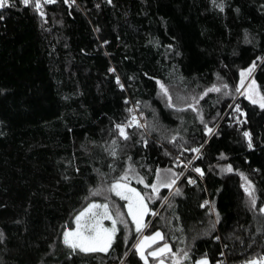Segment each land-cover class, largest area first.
Instances as JSON below:
<instances>
[{
    "label": "trees",
    "instance_id": "16d2710c",
    "mask_svg": "<svg viewBox=\"0 0 264 264\" xmlns=\"http://www.w3.org/2000/svg\"><path fill=\"white\" fill-rule=\"evenodd\" d=\"M215 2L223 11L213 0H42L44 16L34 0L27 6L11 0L0 9V264H144L132 249L137 233L131 219L127 242L120 224L107 253L57 248L62 229L72 227L89 202L88 190L119 178L128 157L147 183L157 168L184 172L174 186L180 195L161 188L148 202L156 215L148 214L145 232L160 229L164 236L149 249L168 242L181 264L204 256L217 264L221 253L226 262L220 264L264 257V109L234 91L240 71L255 61L251 79L264 92V59H256L264 58V0ZM156 80L166 83L176 103L226 82L235 99L209 93L200 100L205 122L219 135L206 133L191 110L168 108ZM136 101L147 128H128L130 139L118 138L113 157L105 151L117 135L113 125L129 119L127 109ZM234 103L244 109L242 123L230 115ZM176 131L177 142L165 139ZM244 131L251 133L252 148ZM141 133L147 147L137 143ZM199 144L203 154L196 159L181 147ZM177 156L191 165L173 163ZM228 164L233 171L222 172ZM240 173L254 185L255 208ZM164 256L172 261L170 253Z\"/></svg>",
    "mask_w": 264,
    "mask_h": 264
},
{
    "label": "snow or ice",
    "instance_id": "6c2138e0",
    "mask_svg": "<svg viewBox=\"0 0 264 264\" xmlns=\"http://www.w3.org/2000/svg\"><path fill=\"white\" fill-rule=\"evenodd\" d=\"M24 5H28L30 0H21ZM45 3H54L55 0H43ZM75 0H64V3H74ZM112 0H108V3H111ZM214 6L218 7L221 11L224 9V4L221 2L216 4L215 0H213ZM12 6L11 0H0V9H4L5 7ZM35 9L39 12L41 16H44L45 13L42 9V0H34ZM237 11H239L237 9ZM0 19H3V16L0 15ZM98 31V29H97ZM245 42L250 43L248 40L247 34H245ZM106 43V41H105ZM168 48H172V45H168ZM176 55H180L179 52H176ZM257 60L264 59L262 57H257ZM256 67L255 61L249 65L248 68L242 69L240 71V81L239 84L235 86V94L244 97L247 99L252 105H258L260 109H264V92H261L259 87L256 84L255 79H250L247 84H245L246 76L249 75ZM109 71H115V69H109ZM147 75V74H145ZM218 75V74H217ZM116 83L120 88H123L124 85L120 83L119 77H116ZM156 84L159 86V95L165 98V103L168 108L175 110L176 112H182L185 110H191L194 113L195 118L200 121L201 124L204 125V131L209 135L215 134L219 135V132L216 130V127H209L208 123L205 122L203 109L200 106V100L207 96L209 93H222L224 96H235L233 95V90L230 89L229 85L222 80L219 82H214L210 86H206L203 91L198 94H188L185 96H179L178 99L180 103H176L173 100V96L170 92L169 87L162 80H156ZM127 103V100L125 101ZM140 101H136L135 107L138 108ZM228 108L231 110L230 115L234 122L242 123L241 117L244 115V109L241 107L240 103H234L228 105ZM127 111L131 114L129 119L126 121L118 122L113 125L114 129L117 132V135L112 136L111 143L108 147L105 148V151L109 153V155L115 157L117 155V149L119 147L118 138H122L124 141L130 139L129 132L126 131L128 128H139L146 129L147 122L142 123L135 114L133 108H128ZM140 115H143V112H140ZM219 114H217L218 116ZM182 119V117H181ZM214 120L216 117L213 118ZM141 139L137 141V143H142L145 147L148 146V141L144 137V133H141ZM244 137L248 139V148L253 147L251 133L249 131L243 132ZM180 136L178 131L170 134L165 137L170 142H177V138ZM207 143V140H205ZM184 152H191L196 155L192 157V159H196L201 156L203 153L201 149L204 147V144H199L196 147H183ZM168 154V153H166ZM182 155V154H181ZM224 154L221 153V156ZM129 164L123 170V174L115 179L111 184L108 185L107 189L101 187L90 188L88 190V195L84 197L86 201H89L86 206H83L79 211H77L74 215V227H65L62 229V239L63 244L67 246L70 252H76L77 250L81 252H105L107 253L110 248L113 247L114 243H116L117 232L120 229L117 227L118 224H123L125 228V240L127 242V229L129 225V221L125 218L126 216L131 217V223L135 226V231L137 233V239L134 244H132V249L135 250V254L139 255L140 260L144 262V264H149L148 257H159L158 264H165L162 254L168 252L171 254V259L173 264H181V257L177 256L175 252H172L169 248L167 242L163 244V246H158L153 251H148L145 253V249L149 248L150 245L155 244L157 240H164V236L160 230L154 231L151 235H143L142 230L147 227L144 223V218L150 212L152 215H156L154 211H152L148 207V202L154 198H158L160 196V189L167 188L173 190L172 194L180 195V188L174 187L176 185L177 180L180 179L181 176L184 175L183 171H175L173 168H165L161 170L157 168L155 170V178L152 183H147L143 176H140L134 169L133 164L130 162L131 157H128ZM179 163L187 167L191 165L192 160H182L180 156H177L173 163ZM195 172L199 173L200 176H203L204 173L200 167H195L193 169ZM221 171L232 172L233 168L230 164L224 166ZM129 176L136 179L139 184H143L145 189H150V192L143 193L142 191L137 190L135 187L130 186ZM242 179L247 181V186H244V192L248 195V205L251 208L256 207V197L254 194V185L250 180H247V177L244 176V173H240ZM187 182L189 184H195L196 180L191 177H187ZM107 191L109 193H115L117 197L121 200L125 201L127 213L125 214L120 210L119 206H110V201L108 197H105L104 202H99L95 199L89 200V197L100 196ZM164 200H168V197H163ZM204 205L209 204V201L205 200L203 202ZM203 206V205H201ZM260 213H264V206L259 208ZM220 219V215L216 213V221L218 222ZM110 221V225H105L104 221ZM212 227H215V223L212 224ZM207 234V233H205ZM4 233L0 231V242L4 240ZM215 239H220L219 236L214 237ZM195 239V237L193 238ZM118 247L119 244H116ZM128 252L124 253V256L127 257ZM223 255V253H221ZM182 257L187 259L189 257V252L184 250L182 252ZM195 264H209V261L206 256L195 261ZM217 264H220L217 261ZM244 264H264V257L262 258H253L250 260H246Z\"/></svg>",
    "mask_w": 264,
    "mask_h": 264
},
{
    "label": "rangeland",
    "instance_id": "374dc122",
    "mask_svg": "<svg viewBox=\"0 0 264 264\" xmlns=\"http://www.w3.org/2000/svg\"><path fill=\"white\" fill-rule=\"evenodd\" d=\"M253 73H254V69H253V71L251 72L250 75H249L248 73L245 74V76H246L245 84H247L248 81L252 78ZM146 119H147V116H146ZM126 131H127V130H126ZM121 139H122V138H121ZM114 180H115V179H114ZM114 180L110 181L109 183H104V184H102V185H103V188H104V189H107L108 185L111 184ZM135 180H136V179H134V178H132L131 176H129L130 186H131V187H135V188H137V187L132 183V182L135 181ZM247 180H249V179L247 178ZM245 186H247V181H246V180H245ZM137 190H139V188H137ZM139 191H140V190H139ZM103 195H104V197H108V199L110 200V206H113V205H115V206H119V207H120V210H121L122 212H124L125 214L127 213V208H126V206H125L126 202L123 201V200H122V202H120V198L117 197V196L115 195V193H109V192H107V191H104ZM148 207H149V203H148ZM149 208H150V207H149ZM147 216H148V215H147ZM147 216H145V218H144V223L147 224V226H148L151 220H149L148 223H146ZM125 218H126L128 221L131 219L130 216H126ZM104 223H105V225L107 226V225H110L111 222L105 220ZM74 226H75V224H74V219H73V225H72V227H74ZM117 227L120 229V224H118ZM133 227H134V229H135L134 224H133ZM145 228H146V227H145ZM145 228L142 230L143 235H145V236H147V235H151V234H152L154 231H156V230H160V229H156V230H151V231H149V232H145ZM160 231H161V230H160ZM118 232H119V231H118ZM118 232H117V234H118ZM144 232H145V233H144ZM161 233H162V231H161ZM164 243H165V242H163V243H161V244H159V245H157V246H155V247H153V248H150V249H149V248H146V249H145V253L147 254L148 251H153V250H155L158 246H161V247H162ZM167 243H168V242H167ZM168 245H169V248H171V246H170L169 243H168ZM57 248H58L59 251L62 250L63 248H65V245L63 244V239L60 240L59 244L57 245ZM165 253H166V252H165ZM165 253L162 254L163 259H164V261H165V264H173L172 261H169V260L166 258V256H164ZM151 258H152V257H148V262H149V264H158L159 257H158V259H156L155 262H153V263H152V261H151ZM207 259H208V258H207ZM153 261H154V260H153Z\"/></svg>",
    "mask_w": 264,
    "mask_h": 264
},
{
    "label": "built area",
    "instance_id": "2783aa9c",
    "mask_svg": "<svg viewBox=\"0 0 264 264\" xmlns=\"http://www.w3.org/2000/svg\"><path fill=\"white\" fill-rule=\"evenodd\" d=\"M133 109H134V112H133V114H135L137 117H138V119L142 122V123H144L147 119H146V114L143 112V111H141L139 108H136L135 106L133 107ZM140 112H143V115L141 116L140 115ZM126 130H128V129H126ZM219 262L220 263H225L226 261H225V257L224 256H220V259H219Z\"/></svg>",
    "mask_w": 264,
    "mask_h": 264
}]
</instances>
